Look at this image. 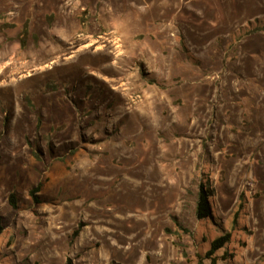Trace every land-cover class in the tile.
<instances>
[{
  "label": "rangeland",
  "instance_id": "obj_1",
  "mask_svg": "<svg viewBox=\"0 0 264 264\" xmlns=\"http://www.w3.org/2000/svg\"><path fill=\"white\" fill-rule=\"evenodd\" d=\"M0 226V264H264V0H0Z\"/></svg>",
  "mask_w": 264,
  "mask_h": 264
},
{
  "label": "trees",
  "instance_id": "obj_2",
  "mask_svg": "<svg viewBox=\"0 0 264 264\" xmlns=\"http://www.w3.org/2000/svg\"><path fill=\"white\" fill-rule=\"evenodd\" d=\"M38 188H39L38 186L33 188L30 191L31 194L34 195L35 192L38 191ZM209 196H210L209 191H207L204 188V185L201 183L199 185V191H198L197 202H196V216L199 219L206 218V217L211 215L212 210H211V206L209 203ZM34 198H36V197H34ZM8 202L12 207H14V208L17 207V201H16L15 193L9 194ZM0 232H1V226H0ZM230 238H231V234L227 232L224 235L219 236V237H217L211 241L210 248L205 253V256L208 259H210L212 264H214L216 261V257L213 255L214 252L217 251L218 249L224 247L225 244L230 241ZM199 264H201L200 261H199Z\"/></svg>",
  "mask_w": 264,
  "mask_h": 264
},
{
  "label": "bare ground",
  "instance_id": "obj_3",
  "mask_svg": "<svg viewBox=\"0 0 264 264\" xmlns=\"http://www.w3.org/2000/svg\"><path fill=\"white\" fill-rule=\"evenodd\" d=\"M101 49V48H100ZM15 64V63H14Z\"/></svg>",
  "mask_w": 264,
  "mask_h": 264
}]
</instances>
